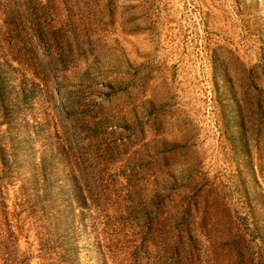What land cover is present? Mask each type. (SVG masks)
<instances>
[{"label": "rangeland", "instance_id": "obj_1", "mask_svg": "<svg viewBox=\"0 0 264 264\" xmlns=\"http://www.w3.org/2000/svg\"><path fill=\"white\" fill-rule=\"evenodd\" d=\"M0 264H264V0H0Z\"/></svg>", "mask_w": 264, "mask_h": 264}]
</instances>
